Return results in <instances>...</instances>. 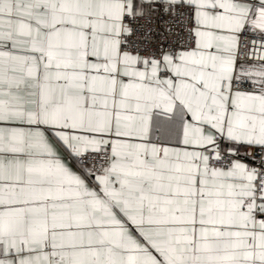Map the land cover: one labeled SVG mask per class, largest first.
Masks as SVG:
<instances>
[{
	"label": "snow or ice",
	"instance_id": "snow-or-ice-1",
	"mask_svg": "<svg viewBox=\"0 0 264 264\" xmlns=\"http://www.w3.org/2000/svg\"><path fill=\"white\" fill-rule=\"evenodd\" d=\"M0 264H264V0H0Z\"/></svg>",
	"mask_w": 264,
	"mask_h": 264
}]
</instances>
